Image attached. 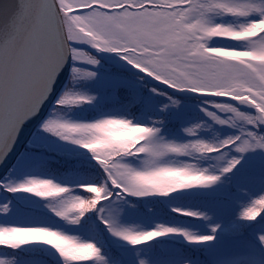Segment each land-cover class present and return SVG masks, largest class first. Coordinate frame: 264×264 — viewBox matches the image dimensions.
<instances>
[{"label":"snow or ice","instance_id":"1","mask_svg":"<svg viewBox=\"0 0 264 264\" xmlns=\"http://www.w3.org/2000/svg\"><path fill=\"white\" fill-rule=\"evenodd\" d=\"M0 264H264V0H0Z\"/></svg>","mask_w":264,"mask_h":264}]
</instances>
